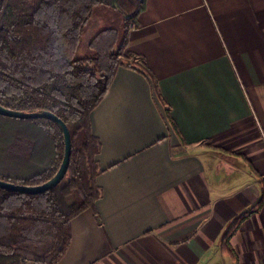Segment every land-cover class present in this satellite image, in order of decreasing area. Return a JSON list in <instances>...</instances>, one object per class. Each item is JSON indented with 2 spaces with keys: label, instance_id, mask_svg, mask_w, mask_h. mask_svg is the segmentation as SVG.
<instances>
[{
  "label": "crops",
  "instance_id": "0c3cea01",
  "mask_svg": "<svg viewBox=\"0 0 264 264\" xmlns=\"http://www.w3.org/2000/svg\"><path fill=\"white\" fill-rule=\"evenodd\" d=\"M123 25L97 8L80 55ZM122 59L91 113L101 196L57 264H264V0H145Z\"/></svg>",
  "mask_w": 264,
  "mask_h": 264
},
{
  "label": "trees",
  "instance_id": "16d2710c",
  "mask_svg": "<svg viewBox=\"0 0 264 264\" xmlns=\"http://www.w3.org/2000/svg\"><path fill=\"white\" fill-rule=\"evenodd\" d=\"M144 3L0 0V105L28 113L52 112L67 124L72 140L70 166L58 186L37 195L0 188V264L59 263L71 245L72 220L93 209L100 198L96 157L101 143L92 132L91 113L118 68L136 65L125 63L122 56ZM99 7L124 18L123 36L120 39L117 28H103L90 42L89 53L81 56L85 32ZM63 155V133L54 122L0 116V180L42 185L55 176ZM263 203L264 191L253 210ZM246 216L228 227L224 249Z\"/></svg>",
  "mask_w": 264,
  "mask_h": 264
},
{
  "label": "water",
  "instance_id": "95a60500",
  "mask_svg": "<svg viewBox=\"0 0 264 264\" xmlns=\"http://www.w3.org/2000/svg\"><path fill=\"white\" fill-rule=\"evenodd\" d=\"M0 116H5V117L15 118V119H23V120L47 119L49 121L54 122L60 127L63 133V139H64L63 160L59 167V170L57 171V173L55 174L53 178H51L49 181L39 186L16 185L10 182L0 180V188L9 190V191L19 192L22 194L37 195V194L47 192L48 190L58 186L64 179L69 169L70 162H71L72 140H71L70 130L67 124L61 118H59L56 114L49 112V111L28 113V112L10 110L1 105H0Z\"/></svg>",
  "mask_w": 264,
  "mask_h": 264
},
{
  "label": "rangeland",
  "instance_id": "374dc122",
  "mask_svg": "<svg viewBox=\"0 0 264 264\" xmlns=\"http://www.w3.org/2000/svg\"><path fill=\"white\" fill-rule=\"evenodd\" d=\"M97 27V26H96ZM127 62H131L132 63V61H127ZM71 201H72V199H71Z\"/></svg>",
  "mask_w": 264,
  "mask_h": 264
}]
</instances>
